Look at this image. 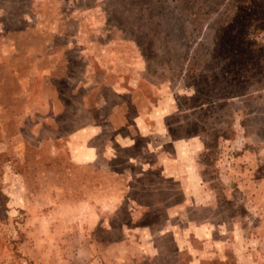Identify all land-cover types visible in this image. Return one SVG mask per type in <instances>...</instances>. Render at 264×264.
Segmentation results:
<instances>
[{
  "label": "rangeland",
  "instance_id": "1",
  "mask_svg": "<svg viewBox=\"0 0 264 264\" xmlns=\"http://www.w3.org/2000/svg\"><path fill=\"white\" fill-rule=\"evenodd\" d=\"M0 264H264V0H0Z\"/></svg>",
  "mask_w": 264,
  "mask_h": 264
}]
</instances>
